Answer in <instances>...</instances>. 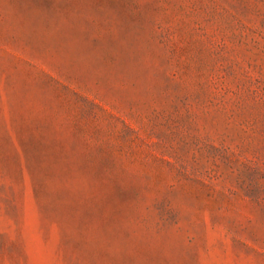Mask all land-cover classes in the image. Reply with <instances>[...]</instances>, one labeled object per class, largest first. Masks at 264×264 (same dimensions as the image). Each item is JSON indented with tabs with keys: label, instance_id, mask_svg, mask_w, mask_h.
I'll return each mask as SVG.
<instances>
[{
	"label": "rangeland",
	"instance_id": "1",
	"mask_svg": "<svg viewBox=\"0 0 264 264\" xmlns=\"http://www.w3.org/2000/svg\"><path fill=\"white\" fill-rule=\"evenodd\" d=\"M0 264H264V0H0Z\"/></svg>",
	"mask_w": 264,
	"mask_h": 264
}]
</instances>
